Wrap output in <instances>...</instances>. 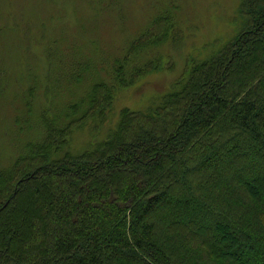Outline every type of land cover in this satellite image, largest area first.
Wrapping results in <instances>:
<instances>
[{"label": "trees", "instance_id": "16d2710c", "mask_svg": "<svg viewBox=\"0 0 264 264\" xmlns=\"http://www.w3.org/2000/svg\"><path fill=\"white\" fill-rule=\"evenodd\" d=\"M245 1L235 39L147 108L121 107L83 151L73 127L110 122L157 68L138 62L150 38L128 44L81 113L41 111V139L0 165V264H264V0Z\"/></svg>", "mask_w": 264, "mask_h": 264}, {"label": "rangeland", "instance_id": "374dc122", "mask_svg": "<svg viewBox=\"0 0 264 264\" xmlns=\"http://www.w3.org/2000/svg\"><path fill=\"white\" fill-rule=\"evenodd\" d=\"M243 5L245 0H0V165H12L28 140L41 139V111L47 120L63 119L58 116L68 110L81 113L73 104L95 82L112 77L128 44L150 38L144 42L153 44L138 62L153 59L157 68L120 93L110 125L70 126L71 151H83L110 131L121 107L147 108L189 63L235 39L246 26ZM166 22L176 25L174 34L157 39L168 31Z\"/></svg>", "mask_w": 264, "mask_h": 264}]
</instances>
